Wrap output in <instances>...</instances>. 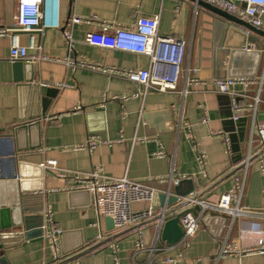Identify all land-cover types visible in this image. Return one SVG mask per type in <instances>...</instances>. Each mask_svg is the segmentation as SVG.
<instances>
[{"label": "crops", "instance_id": "0c3cea01", "mask_svg": "<svg viewBox=\"0 0 264 264\" xmlns=\"http://www.w3.org/2000/svg\"><path fill=\"white\" fill-rule=\"evenodd\" d=\"M16 7L17 0H0V28L12 27ZM155 16L159 34L182 39L186 46L173 91L148 90L143 94L141 86L121 77L73 69L61 61L69 57L72 61L96 62L117 69L150 70L149 60L143 55L99 48L85 39L88 33L98 32L102 22L113 28H129L139 17ZM73 17L83 21L71 24ZM92 17L97 20L84 21ZM215 18L192 0H59L60 28L36 35L42 46L40 54L51 60L38 59L37 51L28 50L26 61L27 68L33 71V82L55 88L56 95L51 99L42 97L40 105L35 103L31 108L29 88L0 81V202L10 204L26 195L28 211L22 214L30 215V210L41 208L43 225L44 214L50 213L52 224L60 233L54 235L53 241L43 237V230L41 236L22 240V228L12 229L18 236L4 240L2 244L7 248L0 251L7 264H53L58 258L97 242V213L91 195L73 188L76 182L71 173L100 168L107 177H127L144 183L157 191L151 200L156 214L160 193L176 186L181 193L201 191L242 162L252 133L264 123V86L254 120L246 109L242 119L233 121L228 97L215 92L214 82L220 75L213 67ZM64 30L70 33V45L63 36ZM244 34L245 47L253 46V50L261 52L258 75L264 70V37L258 33ZM231 37L228 43L236 42V36ZM19 41L25 45L26 34H19ZM9 44L7 36L0 37V62L10 61ZM254 67L252 58L238 59L239 71L249 73ZM248 94L254 95V90ZM41 111L45 116L38 119L39 126L19 133L17 144L10 140L18 119ZM204 113L207 123L203 122ZM211 130L228 135L229 149L220 136L210 135ZM189 133L205 153L204 165L197 160ZM90 135L96 136L99 143L90 151L79 148ZM16 146L23 152L17 153ZM158 151L165 156L155 157ZM236 154L240 155L237 161ZM18 156L25 157L31 175H36L39 165L48 170L40 183L32 180L28 185L30 191L21 195L17 185L12 184L15 179L10 178ZM47 161H55L56 168L47 167ZM56 172L66 176L60 177ZM231 176L201 198L216 199L228 191L233 184ZM176 179L180 180L174 185ZM38 187L41 189L37 190ZM242 205L251 215L233 222L230 216L218 211L201 213L199 227L187 246L161 250L150 257L146 249L155 243L169 246L156 239L158 225L151 222L83 254L74 264H264V254L258 253L231 254L215 261L225 239L243 249L256 247L264 239V194L256 163L247 170ZM146 206L141 203L133 208ZM137 240H141L144 251L135 249ZM167 257L173 261H165Z\"/></svg>", "mask_w": 264, "mask_h": 264}, {"label": "built area", "instance_id": "2783aa9c", "mask_svg": "<svg viewBox=\"0 0 264 264\" xmlns=\"http://www.w3.org/2000/svg\"><path fill=\"white\" fill-rule=\"evenodd\" d=\"M207 3L236 16L249 23L253 27L264 31V0H204ZM92 17L87 22L96 21ZM80 17H73L71 24L82 22ZM59 23V0H17L16 14L11 28H0V37L9 38V59L10 61H28V50L39 53L38 59L51 60L41 55L42 46L37 42V34L41 35L47 29H58ZM26 34L27 42L22 45L19 41V34ZM63 36L70 45V33L63 31ZM86 42L89 45L105 49H114L130 53H136L148 58L151 65L150 70H131L107 67L100 63L89 61H72L70 58L61 61L71 68H80L103 75L121 77L131 83L143 88V94L148 90L168 92L176 89L181 66L185 58L186 46L182 39L177 37L161 35L158 33V17H139L129 28H113L106 23H101L98 32H91L86 35ZM253 50L254 47H245ZM215 92L228 97L231 108V119L238 121L243 118L245 110L248 109L253 116L260 102V93L264 86V70L253 77H226L214 82ZM254 95H249L250 90ZM250 102H245L246 100ZM208 118L204 113L203 122L207 123ZM211 136H220L223 143L229 149L230 139L221 130L210 131ZM188 138L192 143L198 162L205 164V153L189 133ZM99 143L94 135H90L85 143L79 148H86L89 151ZM264 147V123L258 125L255 133L251 135L244 154L242 155L243 166L232 174V187L219 195L216 199L210 197L199 198L196 204L200 207L199 213L194 216L190 213L179 219L183 228L182 238L174 245L160 246L153 245L146 249L151 257L153 253L161 250H170L187 246L189 239L195 234L199 227L200 214L206 210H214L230 216L231 222L236 218L251 215L247 207L242 205V194L244 190L245 176L249 166L256 163L262 179V192L264 194V151L253 160L250 158ZM157 158L165 156L163 151L154 154ZM47 167L56 168L55 161H47ZM60 177L66 175L56 172ZM75 180L73 188L87 191L91 195L93 206L97 213V222L94 224L98 229L96 241L121 232L131 226L146 221L155 215V209L151 206V200L156 190L150 186L128 179L127 177L114 178L103 175L100 168L92 169L88 173H71ZM180 179L173 181L174 185ZM145 203L143 209H134L135 204ZM45 225L42 226L43 237L53 241L55 234L60 230L52 224L51 214L45 213ZM110 218L113 228L105 230V219ZM160 228H158L156 239L159 240ZM135 249L144 251L141 240H137ZM264 254V239L258 242L253 248L243 249L235 244L228 243L225 239L215 255V261L231 255ZM171 262L173 259L165 258Z\"/></svg>", "mask_w": 264, "mask_h": 264}, {"label": "water", "instance_id": "95a60500", "mask_svg": "<svg viewBox=\"0 0 264 264\" xmlns=\"http://www.w3.org/2000/svg\"><path fill=\"white\" fill-rule=\"evenodd\" d=\"M192 1L195 2L196 5L207 9L216 17L213 21L212 51L214 70L218 71V73L220 74L217 77V80L224 79L226 77L255 76L261 52L260 50L245 49L246 36L244 32L258 33L264 37V31L253 27L249 23L207 3L204 0ZM238 29H240V31ZM233 35H235L237 38L236 42L228 43L229 40L232 38L231 36ZM244 57H250L254 60L255 67L253 68L252 72H242L237 69L238 59H243ZM27 64L28 63L26 61H1L0 81H12L14 83L29 88L32 96L30 106L31 108H33L35 103L40 105V100L42 97H46L48 99L53 98L56 95L57 90L55 88L48 87L46 85H40L38 83L33 82V71L31 67L27 68ZM161 114L166 115L165 113ZM44 116L45 115H43L41 111L40 113H37L35 115L30 114L26 115L25 117H22L21 119H18V124L12 127L11 129L13 138L11 137L10 140H13L17 144V137L19 133L23 132L24 130H31L32 128L39 126L38 119ZM37 147L38 146H36L35 148ZM15 150L17 151V153H22L24 149H19V147L16 146ZM263 151L264 147L260 149L257 153L252 155L250 159L253 160ZM239 158L240 155L236 154L235 160L237 161ZM24 159V156L17 157L18 162L16 163L12 170V173L10 174V178L15 179V181H13L14 183L12 184L17 185V193L20 195L23 193H28L30 191L28 185L31 183L32 180H36L37 183H40L43 173L48 171L47 169L44 170L42 165H39L37 166L38 172L36 173V175H31L29 172H27L29 166ZM243 164L244 163L241 162L238 165L232 167L225 174H223L221 177L216 179L214 182L209 184L201 191L194 192L193 189H191L189 192L181 193L179 191L180 187L176 186L173 188L172 191L169 190L167 192L160 193L158 195L159 211L152 218L138 223L134 226H131L114 235L102 238L97 241L94 245L80 252L65 256L62 259L58 258L53 264H74V260L82 256L83 254L90 252L131 230L138 229L141 226L151 222H156L158 228H160L159 236L162 242L167 245L176 244L184 234L183 228L179 224V219L187 213L196 216L200 211V207L196 204V200H198L204 194L212 190L220 182L224 181L232 174H234L238 169L243 166ZM39 189H41V187L37 188V190ZM27 199H29V197L23 195L18 198V201H14L10 204L0 202V251L5 250L7 248L2 244L4 240L18 236L16 233L11 232V230L14 228H22L23 232L21 233V235H19L22 240L31 239L42 235V209H32L30 210V215L22 214L23 211H28L25 206ZM185 206L188 207L186 209L181 210V208ZM168 216L171 217L168 218ZM33 228L35 229L33 230ZM112 228L113 223L111 219L106 218L105 230L109 231ZM143 256L145 258V254H143ZM0 264H7L3 255H0Z\"/></svg>", "mask_w": 264, "mask_h": 264}]
</instances>
